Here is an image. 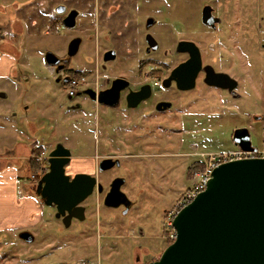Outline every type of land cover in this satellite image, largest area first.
<instances>
[{
  "label": "rangeland",
  "instance_id": "1",
  "mask_svg": "<svg viewBox=\"0 0 264 264\" xmlns=\"http://www.w3.org/2000/svg\"><path fill=\"white\" fill-rule=\"evenodd\" d=\"M2 3L18 5L12 16L19 23L11 20L0 26L5 41L0 44V58L9 65V77L0 80V88L8 94L0 99V123H5L7 129L0 130V142L11 139L14 145L16 141L35 140L41 151L48 149L49 153L56 143H62L71 151L73 163H80L77 170L95 173L104 183L116 176L126 179L122 191L133 207L126 215L121 209L104 206L105 193L92 195L85 201V219H73L66 227L56 218L55 208L43 205L42 221L28 225L35 236L33 242L21 239L20 233H0V264L151 263L167 248L162 239L165 211L176 208L179 198L196 174L206 169L212 156L240 149L233 142L236 129L248 128L253 147L264 151V0H143L141 5L135 0ZM206 5L213 7L222 20L220 33L199 22V13ZM60 6L80 12L75 29L63 26L65 15L57 12ZM152 10L165 16H155L160 25L152 32L160 39L161 47L153 57L164 59L173 49L168 26L171 30L179 28L184 19H189L193 27L203 29L205 61L239 84V99L214 89L202 90V101L189 106L193 113H189L184 132L179 131L182 134L173 124L150 128L122 122L131 118L111 115L81 94L71 98L64 80L75 77L77 71L91 77L90 84L82 86L79 93L88 85H96L103 75L132 79L145 48L141 24L145 15L141 11ZM177 13L183 20H172L170 15H180ZM168 17L170 23L165 24ZM89 35L92 38L88 42ZM76 37H81L83 43L71 67L56 73L46 62V54L67 57ZM109 48H114L119 58L103 71L95 63V54L101 55ZM196 111L202 114L200 121ZM254 116L263 120L256 121ZM107 119L117 120L121 127L105 125ZM192 153L196 156H190ZM110 155L120 160L121 167L99 173L98 161ZM192 162L203 166L195 175L188 169ZM35 181L30 177L33 192Z\"/></svg>",
  "mask_w": 264,
  "mask_h": 264
},
{
  "label": "water",
  "instance_id": "2",
  "mask_svg": "<svg viewBox=\"0 0 264 264\" xmlns=\"http://www.w3.org/2000/svg\"><path fill=\"white\" fill-rule=\"evenodd\" d=\"M65 11V6L57 8L59 14ZM77 16L78 11L72 10L63 20V26L74 28ZM218 22L219 19L212 14V7L206 5L203 23L214 28ZM153 41L150 40L149 44L156 50L157 44ZM79 45V39L70 43V57L77 53ZM183 48L189 51L191 59L173 74L178 78L179 88L189 90L193 88L196 74L202 68V60L200 50L193 44L187 46L182 43L179 50ZM113 55L110 52L105 60L113 59ZM45 59L50 66L60 62L52 52H48ZM203 70L208 85L226 89L230 93L237 89L238 82L229 74L216 72L212 66H206ZM188 71H192V83L184 87L180 82ZM123 83V79L115 80L109 90L100 94L99 102L115 106L119 92L127 87V82L126 85ZM107 96L112 99H106ZM233 141L243 151L258 150L252 145L248 128L236 129ZM70 157V151L62 145L53 149L48 160L49 171L39 181L35 191L43 205L57 210L56 218H62L66 227L73 218L85 219V208L81 203L94 192L96 184V178L90 175L78 174L71 179L65 174ZM114 165L113 160L106 159L101 162L100 169L107 170ZM124 182V178L114 180L104 204L109 208L124 206L126 213L132 202L122 191ZM99 191H102L101 187ZM173 228L177 233L175 241L158 260L149 264H264V158L227 162L215 168L206 190L176 215ZM20 237L27 243L34 241L33 235L28 232L21 233Z\"/></svg>",
  "mask_w": 264,
  "mask_h": 264
},
{
  "label": "flooded vegetation",
  "instance_id": "3",
  "mask_svg": "<svg viewBox=\"0 0 264 264\" xmlns=\"http://www.w3.org/2000/svg\"><path fill=\"white\" fill-rule=\"evenodd\" d=\"M135 1L140 5L143 3V0H135ZM152 1L153 0H151V2ZM203 9L199 13L200 15L199 22L202 26L204 25ZM72 10H75V9H69V11H67L66 9V11L62 13L63 15H65L64 18H66L67 15ZM141 12L145 15V17H143L141 21L142 28L145 31V34H144L145 48H144L143 57L137 61V68H136L134 77L130 79L129 77H126L123 75H119L116 77H111L110 75H103L102 77L98 78L97 83H95L96 85H93V86L88 85V87H84V90L77 93V95L81 94V95L88 97L92 102L96 103L99 107H102L103 109L108 111L111 115H117V116L121 115V116H126L128 119L131 118L129 120H123L122 122L129 121V123H131L133 126L150 127V128H167L173 124L175 128L178 130L177 132L178 134H182L181 132H184L183 127H185V124L187 123V118L189 116V113H193L192 111L189 112L188 110L189 106L193 107V105L202 101V93H201L202 90L214 89L216 91H220L224 93L225 95L229 96L232 99H239L241 97L240 94L237 92L238 87L234 93H230L226 89H222L216 86H210L205 82L206 73L204 72L203 68L206 66H212L216 72H224V73L226 72L219 70L213 63H209L205 61L204 53H203L202 45H201V40L203 38L204 32L200 26L195 25V27H193L191 25V20L189 19L188 20L184 19L185 20L184 24L181 25V27L179 28L176 27L175 29L171 30V27L168 26L169 29L168 30L166 29V31H169V35H168L169 42L170 43L172 42L173 49H169L167 51V54L164 55V59H156L155 57L152 56V54L159 51L161 47V42H160V39L157 38L156 35L152 32V29L160 25L159 19H157L155 16L161 15V14L153 10L149 11V13H145L143 11ZM214 12L215 11L212 7V14L215 18L219 19V22L215 25L214 28L207 26V25L206 26L212 29L214 33H220L219 31L222 26V20ZM79 14L80 12L78 11V16ZM177 14H180V15H177V16L170 15L172 20L173 21H176L178 19L183 20L181 13H177ZM106 16H109V15H106ZM162 17L165 18V16H162ZM171 18L168 17L167 19H164V23L169 24ZM76 22H77V19H76ZM75 28H76V25L74 28H71V29H75ZM120 35L121 34H118V36ZM91 38L92 36L89 35L87 41L89 42ZM75 39L80 40V45H79V49H80V46L82 45L83 40L81 39V37H76ZM150 40L151 41L154 40L153 42L157 44L156 50H153L152 44H149ZM4 42H5L4 36L2 32L0 31V44H4ZM182 43L187 44V46H189V44H193L195 47H197L200 50V53H201L202 68L196 74V77L194 79L193 88L189 90L179 88L178 81H177L178 78L175 77L173 74L174 71L179 66H181L184 63H187L191 59V56L188 50L184 48L179 50V47ZM110 52L114 53L113 55L114 58L106 61L105 59L106 57L109 56ZM95 56L97 57L95 58V63L98 64V68L102 69L103 71H107L108 64L119 58V55L114 48H109L107 50H104L101 55L98 52L95 54ZM73 57L74 56L70 57L69 55L67 57H60V58L58 57L60 60L59 64L56 66H51V67L55 68L56 73H59L60 71L68 67L69 68L71 67V60ZM191 76H192V71L186 72L184 76L185 78L182 79L180 84L184 85V87H188L189 85H191L192 83L190 79ZM82 77H84L86 80L85 85H87V83L90 84L92 78L87 75H76L75 77L64 78V80L68 81L71 78H82ZM117 79L125 80V83H123L124 85H126V82H127V87L123 88L117 96V104L115 106H109L103 102H99L101 98L100 94L104 91L109 90L112 87L113 82ZM77 95L73 97L70 96V97L74 98V97H77ZM188 96H191V97L188 98ZM105 98L108 100L112 99L110 96H107ZM196 113H197V119L198 121H200L201 119L200 115L202 114H199L200 113L199 111L198 112L196 111ZM254 120L260 122L263 119L259 116H254ZM104 124L107 126L113 125L117 128L121 127L120 123L117 120L107 119L105 120ZM242 128H246V127L243 126ZM58 145H62L63 147L68 149V147L63 145L62 143H56L54 149H56ZM37 146L39 145H37V141L34 140L31 146L32 155L28 161V167H27L28 169L27 174H30L31 178L33 177L32 173L33 175L35 174L34 171H36L37 169H38L37 171H39V166L41 162L39 159L40 153H38L39 147ZM98 146H99V143L97 147ZM190 156H196V153H192L190 154ZM106 159L113 160L115 162V165L110 169L101 170L100 169L101 162ZM194 162H198V161L195 160ZM194 162H192L191 163L192 165L188 167L190 172H192L195 168V166L193 165ZM35 164H36V167H35ZM78 166H80V163H75V162L73 163V155L71 154L70 161L65 166V174L70 176L71 179H73L78 174H86V175L95 177L96 184H95L94 192L90 196L105 193L104 200H105L106 195L110 191L114 180L117 178H123L122 176H116L112 180H110V182L104 183L102 180L99 179V177L95 173H91L90 171H87V170H77L76 167ZM120 167H121L120 160L117 157L112 156V155L101 159L100 161H98V164H97L98 172L103 173V174L110 172L116 168H120ZM35 175H38V172ZM30 177L28 175V181ZM35 183L38 185L39 181H35ZM125 185H126V179H125L124 184L122 185V189L124 188ZM100 187L102 188V191H99ZM104 200H103V203H104ZM85 201H83L81 205L85 208V217H86ZM132 207H133V202H132L131 207L126 213H125L124 206H120L119 208H113V209H121L123 213L127 215ZM55 212L57 213L56 209H55ZM169 213L170 212H168V209H167L165 211V216L166 215L168 216ZM58 219L62 220V218H58ZM73 219H76V218H73ZM163 228H164V235L162 236V239L164 240L166 247H168L167 242L170 241V239H169V236L167 235L164 225H163ZM154 261H156V259Z\"/></svg>",
  "mask_w": 264,
  "mask_h": 264
},
{
  "label": "crops",
  "instance_id": "4",
  "mask_svg": "<svg viewBox=\"0 0 264 264\" xmlns=\"http://www.w3.org/2000/svg\"><path fill=\"white\" fill-rule=\"evenodd\" d=\"M2 1L7 0H0V25L5 26L11 20L13 24L19 23L17 17L12 16V13L15 14L18 10V5H4ZM7 68L9 69V65L0 58V80L9 77ZM0 94L5 95H0V99L8 97L4 88H0ZM5 118H7L6 115ZM0 130L7 132L5 123H0ZM32 143L33 141H16L13 145L11 139L0 142V233L12 235L28 232L33 235L28 225L42 221L43 204L29 187L27 174L28 161L32 155ZM33 237L35 239L34 235Z\"/></svg>",
  "mask_w": 264,
  "mask_h": 264
},
{
  "label": "built area",
  "instance_id": "5",
  "mask_svg": "<svg viewBox=\"0 0 264 264\" xmlns=\"http://www.w3.org/2000/svg\"><path fill=\"white\" fill-rule=\"evenodd\" d=\"M86 80L84 77L82 78H71L67 81L68 84V95L73 97L77 95L78 91L82 86H84ZM49 157L50 153L48 149L42 150L39 154L40 159V168L38 171V175L33 176L32 178L36 181H40L44 175L49 171ZM264 158V151L257 150L256 152H246L241 149L237 151H232L228 153H221L216 156L211 157V162L207 165L206 169L197 173L195 176L192 185L182 194L179 198L178 202L176 203V208L172 209L168 214V217L165 221L164 227L166 229L167 235L171 241H175L177 237V233L173 228V221L176 215L186 206L191 204L195 198L202 192H204L208 186L210 179L212 178V174L215 168L219 167L220 165L242 160L248 158ZM203 162V161H202Z\"/></svg>",
  "mask_w": 264,
  "mask_h": 264
},
{
  "label": "trees",
  "instance_id": "6",
  "mask_svg": "<svg viewBox=\"0 0 264 264\" xmlns=\"http://www.w3.org/2000/svg\"><path fill=\"white\" fill-rule=\"evenodd\" d=\"M55 24H56V23H55ZM57 25H59L58 22H57ZM73 74H75V75H80V72H74ZM40 151H41V148L38 150V153H40ZM38 153H37V154H38ZM35 167H36V164H35ZM202 168H203L202 164L196 163V164H195V168H194V172H193L192 174L195 175V173H196L197 171H200ZM173 242H174V241H171V240L168 241V242H167V246L171 245Z\"/></svg>",
  "mask_w": 264,
  "mask_h": 264
}]
</instances>
